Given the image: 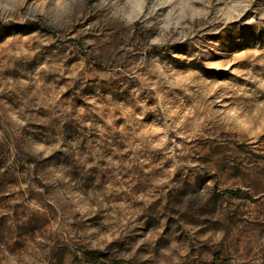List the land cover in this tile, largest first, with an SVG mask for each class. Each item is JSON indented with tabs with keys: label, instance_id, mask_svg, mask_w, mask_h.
Masks as SVG:
<instances>
[{
	"label": "rangeland",
	"instance_id": "374dc122",
	"mask_svg": "<svg viewBox=\"0 0 264 264\" xmlns=\"http://www.w3.org/2000/svg\"><path fill=\"white\" fill-rule=\"evenodd\" d=\"M0 264H264V0H0Z\"/></svg>",
	"mask_w": 264,
	"mask_h": 264
},
{
	"label": "trees",
	"instance_id": "16d2710c",
	"mask_svg": "<svg viewBox=\"0 0 264 264\" xmlns=\"http://www.w3.org/2000/svg\"><path fill=\"white\" fill-rule=\"evenodd\" d=\"M153 49L156 50V47H153ZM226 193L229 194V195H232V196H240L239 193L232 192V191H227Z\"/></svg>",
	"mask_w": 264,
	"mask_h": 264
}]
</instances>
